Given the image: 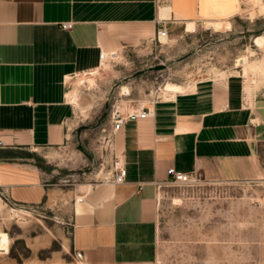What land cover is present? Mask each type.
Wrapping results in <instances>:
<instances>
[{"label":"crops","instance_id":"obj_1","mask_svg":"<svg viewBox=\"0 0 264 264\" xmlns=\"http://www.w3.org/2000/svg\"><path fill=\"white\" fill-rule=\"evenodd\" d=\"M159 2L0 0V189L12 201L34 205L48 194L34 154L74 138L85 110L67 93H81L73 80L98 67L101 50L116 51L117 58L155 39L162 21L184 24L171 19L173 7L171 18L163 19ZM63 22L73 25L64 29ZM109 67L96 69L95 85L85 84L83 93L129 95L120 84L125 71L107 72ZM246 93L241 76L208 78L196 82L193 92L149 102L151 116L117 131L111 120L109 141L127 175L122 183L95 184L86 194L74 190L66 222L72 226L70 249L83 253L82 264H146L156 258L158 193L171 167L210 180L264 178V86L251 89L250 100Z\"/></svg>","mask_w":264,"mask_h":264},{"label":"rangeland","instance_id":"obj_2","mask_svg":"<svg viewBox=\"0 0 264 264\" xmlns=\"http://www.w3.org/2000/svg\"><path fill=\"white\" fill-rule=\"evenodd\" d=\"M159 1L170 4L171 19L184 24L173 26L167 19L169 40L146 41L119 52L115 62L106 61L107 72L125 71L120 84H128L129 95L83 93L86 87H81L79 102L85 112L79 113L80 125L88 126L81 140H76V129L69 144L34 154L46 173L45 199L34 205L17 203L0 189V264H82L70 249L72 226L66 221L75 189L86 194L113 178L111 119L108 115L99 121L106 111L103 101L110 103L108 112L113 104L123 112L133 111L139 102L163 99L160 88L169 83L224 81L240 77L245 66L260 78L257 83L244 82L247 99H252L251 89L264 86V46L255 40L264 34V0ZM188 19L196 21L192 32L186 31ZM160 64L166 68L148 69ZM103 76L96 77L97 85ZM81 77L85 76L73 81ZM157 227L156 258L146 264H264V178L229 182L198 173L191 184L167 179L159 188Z\"/></svg>","mask_w":264,"mask_h":264},{"label":"built area","instance_id":"obj_3","mask_svg":"<svg viewBox=\"0 0 264 264\" xmlns=\"http://www.w3.org/2000/svg\"><path fill=\"white\" fill-rule=\"evenodd\" d=\"M72 25H73L72 22L61 23V27L64 29L71 28ZM168 33H169V28L167 27L166 23L162 21L160 27L157 29V37H155V39L157 38L158 41H160V37L165 36ZM115 54H116V51L104 52L101 50L100 63L101 61L115 62V60L117 59L115 57ZM157 100H159V98L153 100V102H156ZM151 115L152 114H151L150 109L146 106V104L141 103V102L138 103V108H136L133 111H128L126 113L121 110V107L116 106V104H113L111 106V110H109V116L111 120L113 121V131L119 130L122 127V125L127 121L136 120L137 118H145ZM114 159H115L114 172H113V178L111 182L122 183L126 179L127 168L125 166V163L121 161L120 157L116 153L114 154ZM167 174H168L169 180L172 183H177V184H191L198 180L197 172L184 173V172L176 170L174 167L169 168L167 170ZM1 194H5V193L1 192ZM6 197L8 198L7 195ZM74 259L82 263L83 253L81 251L74 252Z\"/></svg>","mask_w":264,"mask_h":264},{"label":"bare ground","instance_id":"obj_4","mask_svg":"<svg viewBox=\"0 0 264 264\" xmlns=\"http://www.w3.org/2000/svg\"><path fill=\"white\" fill-rule=\"evenodd\" d=\"M171 12H172V6L170 4H162L160 6V16L163 19H165V20L170 19L171 18ZM185 24H186V31L187 32H192L195 30V27H196V21L195 20L188 19V20H186ZM169 39H170L169 33L165 36L160 37V41H162V40L167 41ZM255 40H256V42H258L259 44L264 46V34H259L258 36L255 37ZM116 56H117V52L115 54V57ZM107 64H109V63H107L105 61H101V63L98 65V67L95 68V70L99 69V71H101V70L103 71V70H105L104 68L106 67ZM95 70L94 71L91 70V71L83 73L81 75V76L87 75V76H91V77H89V78L82 77V78L78 79L77 84L79 85V87L80 86L82 87L85 84L90 85L92 87L95 85L96 80H95V77H93V76H96L99 74V72L95 74ZM239 73H240V76L243 77L244 82H248L249 80H251L253 83H257L258 79H260L259 77H257V74L255 73V71H250V69L247 66L243 67V69H241V71ZM86 81H88V83H85ZM195 90H196V82H192L191 84H189L187 86L182 85V84H178V83H169L166 85V88L164 90H162L161 95L163 96V99H169V98L175 96L180 91H188V92L192 91L193 92ZM122 91L124 92L123 94H130L129 86L124 84L122 86ZM153 94H155V93H153ZM67 96H68V99L70 101L74 102L76 105H78V107H82L80 102H79V98L81 96V93L79 92L78 88H74L73 90L68 92ZM116 106L120 107L119 104H116ZM80 197H78V199Z\"/></svg>","mask_w":264,"mask_h":264},{"label":"water","instance_id":"obj_5","mask_svg":"<svg viewBox=\"0 0 264 264\" xmlns=\"http://www.w3.org/2000/svg\"><path fill=\"white\" fill-rule=\"evenodd\" d=\"M166 68V64H160V65H154V66H150L148 69L149 70H160V69H165ZM144 71H138L136 73V75H139L141 73H143ZM110 108V103L107 102L106 103V111L104 112V114L102 115V117L100 118V123L104 120V118H106L109 115L108 109ZM88 128L87 125L82 124L77 128V140L78 142L81 140V132L82 130ZM42 167L46 170H51L54 168V166H50V165H42Z\"/></svg>","mask_w":264,"mask_h":264}]
</instances>
